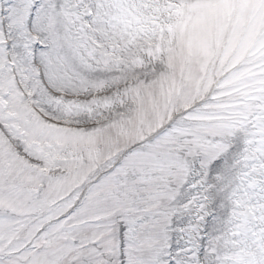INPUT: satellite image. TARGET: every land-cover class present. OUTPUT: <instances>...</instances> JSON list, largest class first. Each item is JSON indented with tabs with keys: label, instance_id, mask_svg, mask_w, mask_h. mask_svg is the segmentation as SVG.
<instances>
[{
	"label": "snow or ice",
	"instance_id": "6c2138e0",
	"mask_svg": "<svg viewBox=\"0 0 264 264\" xmlns=\"http://www.w3.org/2000/svg\"><path fill=\"white\" fill-rule=\"evenodd\" d=\"M0 264H264V0H0Z\"/></svg>",
	"mask_w": 264,
	"mask_h": 264
}]
</instances>
